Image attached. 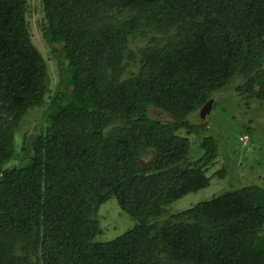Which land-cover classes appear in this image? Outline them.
<instances>
[{"label": "trees", "instance_id": "obj_1", "mask_svg": "<svg viewBox=\"0 0 264 264\" xmlns=\"http://www.w3.org/2000/svg\"><path fill=\"white\" fill-rule=\"evenodd\" d=\"M42 7L43 37L60 66L50 103L28 0H0V264H264L260 187L153 222L210 185L218 142L200 139L192 163L189 136L206 125L189 123L191 115L235 79L237 93L264 104V0ZM137 33L155 39L139 53V75L125 78ZM43 107L42 127L19 148L21 122ZM112 198L136 225L97 243L100 209Z\"/></svg>", "mask_w": 264, "mask_h": 264}, {"label": "rangeland", "instance_id": "obj_2", "mask_svg": "<svg viewBox=\"0 0 264 264\" xmlns=\"http://www.w3.org/2000/svg\"><path fill=\"white\" fill-rule=\"evenodd\" d=\"M27 22L32 41L49 66L52 79L50 88L52 94L48 102L50 103L57 90L60 66L43 37L42 24L45 22V15L42 0H28ZM153 39L155 36L152 33L135 35L130 46L135 59L131 62L130 69L123 73L125 78L139 75L141 68L139 53L143 48L153 45ZM126 62L130 63L128 57ZM242 82V79H235L224 92L213 95L211 99L213 106L205 119L200 116V112L189 118L191 124L206 125L201 135L189 136L192 163L200 159V139L212 137L218 142L219 157L207 172L210 185L171 204L166 208L165 213L153 222H165L170 217L186 212L200 203L209 202L228 193L255 186L264 189V104L252 99L246 100L237 93L234 87ZM45 111V107L37 108L24 117L16 134L19 148L23 146L25 136L40 130L44 123ZM150 116L161 118L162 115L159 111L151 110ZM181 134L184 136V133ZM150 161L151 157H147L143 164ZM99 223L102 234L98 236L97 243L112 242L136 225V221L121 209L115 198L101 207Z\"/></svg>", "mask_w": 264, "mask_h": 264}, {"label": "water", "instance_id": "obj_3", "mask_svg": "<svg viewBox=\"0 0 264 264\" xmlns=\"http://www.w3.org/2000/svg\"><path fill=\"white\" fill-rule=\"evenodd\" d=\"M213 106V100L207 102V104L201 109L200 116L205 119L206 115L209 114Z\"/></svg>", "mask_w": 264, "mask_h": 264}]
</instances>
